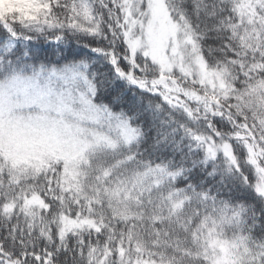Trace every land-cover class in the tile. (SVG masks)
I'll return each instance as SVG.
<instances>
[{
    "label": "snow or ice",
    "instance_id": "snow-or-ice-1",
    "mask_svg": "<svg viewBox=\"0 0 264 264\" xmlns=\"http://www.w3.org/2000/svg\"><path fill=\"white\" fill-rule=\"evenodd\" d=\"M0 264H264V0H0Z\"/></svg>",
    "mask_w": 264,
    "mask_h": 264
},
{
    "label": "trees",
    "instance_id": "trees-1",
    "mask_svg": "<svg viewBox=\"0 0 264 264\" xmlns=\"http://www.w3.org/2000/svg\"><path fill=\"white\" fill-rule=\"evenodd\" d=\"M34 47L40 50L41 55H44V54L51 55L52 46H50L46 42H39L38 44H35ZM73 47H75V45H73ZM252 178L253 180H255L254 173L252 174Z\"/></svg>",
    "mask_w": 264,
    "mask_h": 264
}]
</instances>
